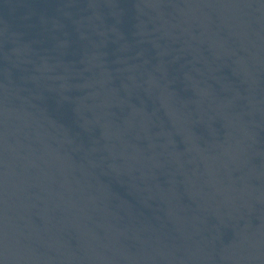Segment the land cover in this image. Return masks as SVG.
I'll list each match as a JSON object with an SVG mask.
<instances>
[{
    "label": "water",
    "instance_id": "water-1",
    "mask_svg": "<svg viewBox=\"0 0 264 264\" xmlns=\"http://www.w3.org/2000/svg\"><path fill=\"white\" fill-rule=\"evenodd\" d=\"M0 264H264V0H0Z\"/></svg>",
    "mask_w": 264,
    "mask_h": 264
}]
</instances>
